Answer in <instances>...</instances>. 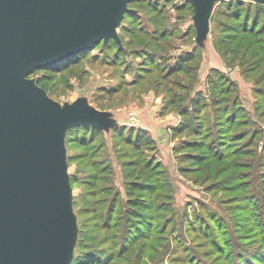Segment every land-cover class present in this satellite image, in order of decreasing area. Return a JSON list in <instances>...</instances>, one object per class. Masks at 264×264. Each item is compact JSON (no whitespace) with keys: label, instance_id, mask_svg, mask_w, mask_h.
<instances>
[{"label":"rangeland","instance_id":"1","mask_svg":"<svg viewBox=\"0 0 264 264\" xmlns=\"http://www.w3.org/2000/svg\"><path fill=\"white\" fill-rule=\"evenodd\" d=\"M127 9L118 44L27 77L101 128L65 135L70 264H264V13L243 30L213 1L199 31L184 0Z\"/></svg>","mask_w":264,"mask_h":264},{"label":"water","instance_id":"2","mask_svg":"<svg viewBox=\"0 0 264 264\" xmlns=\"http://www.w3.org/2000/svg\"><path fill=\"white\" fill-rule=\"evenodd\" d=\"M131 1L0 0V264L72 261L77 225L65 135L100 126L90 113L47 99L27 77L100 41L117 42ZM185 1L205 30L218 0Z\"/></svg>","mask_w":264,"mask_h":264},{"label":"trees","instance_id":"3","mask_svg":"<svg viewBox=\"0 0 264 264\" xmlns=\"http://www.w3.org/2000/svg\"><path fill=\"white\" fill-rule=\"evenodd\" d=\"M134 1H136V0H132L129 4H131ZM184 2L187 5L189 4L185 0H184ZM219 4L220 5L222 4L225 7V9H226L225 14L226 15H230L231 14V15L234 16V18H237V17H240V16L242 17V20H243L242 21L243 22V25H242L243 27L242 28H243V30H247V28H246L247 25H249V24L252 25L253 24L254 19L258 16L259 13H264V4L263 3H258V2H255V1H251V0H221V1L219 0ZM189 6H191V5L189 4ZM191 8H192V6H191ZM128 12H129V9L126 10V12L124 13V16ZM109 40H112V39H109ZM113 41L116 44H118V42H116L115 40H113ZM101 42L102 41L96 43L94 46L98 45ZM83 52H80V53H77L75 55H72V56L68 57L65 60L57 61L55 63H52V64L47 65V66H44L42 68L41 67L37 68L31 74L35 73L37 70H40V69L53 71V69L61 67V65H63L64 63H66V64L69 63L70 65L74 64V62H76V60L80 56H82ZM45 80H46V77L44 76L43 78L38 79L37 81H35V83L40 85V83L45 81ZM212 91H213V89H212ZM185 114L187 115L186 112L184 113V115ZM184 122H185V120H184ZM195 124H197V122ZM184 127L188 128L189 125L187 123H184ZM82 130H83V132H84V130L85 131L89 130L88 132L90 133V135H92V134L99 133L101 129L96 127V126H93V125H80V126L72 127L71 129H69L67 131L68 137L71 136L73 138L74 137L78 138V136L80 135ZM194 131L198 132L195 129H194ZM137 201H133L136 204L135 208L136 209H141L144 206V204L141 203V202L136 203ZM75 260H77V259H75Z\"/></svg>","mask_w":264,"mask_h":264}]
</instances>
